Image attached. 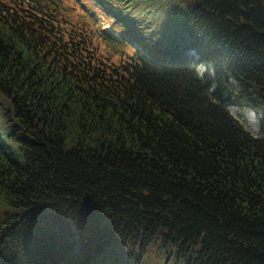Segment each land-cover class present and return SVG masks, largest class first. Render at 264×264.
<instances>
[{"label":"trees","instance_id":"1","mask_svg":"<svg viewBox=\"0 0 264 264\" xmlns=\"http://www.w3.org/2000/svg\"><path fill=\"white\" fill-rule=\"evenodd\" d=\"M75 1L0 0V264H264V0Z\"/></svg>","mask_w":264,"mask_h":264},{"label":"rangeland","instance_id":"2","mask_svg":"<svg viewBox=\"0 0 264 264\" xmlns=\"http://www.w3.org/2000/svg\"><path fill=\"white\" fill-rule=\"evenodd\" d=\"M74 3H76L75 0H60L61 7H64V9H68V10H71L72 6H74ZM68 13L75 18L78 16L77 13H75L74 11L73 12L68 11ZM102 27H105L107 29L109 28L106 25H102ZM98 29L99 32H103L100 30V28ZM102 46L104 45L102 44ZM190 54L197 57V55H195L193 51H191ZM204 69H205L204 65L200 66L199 67L200 73L203 72ZM230 110L236 117H238L241 121H243L256 135L261 134L260 122L263 117V112H256L250 108L242 107L238 104H232L230 106Z\"/></svg>","mask_w":264,"mask_h":264}]
</instances>
